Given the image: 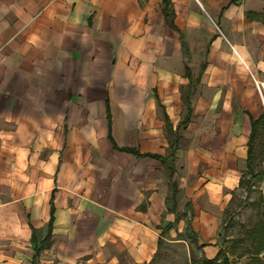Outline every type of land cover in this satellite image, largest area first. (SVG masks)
Masks as SVG:
<instances>
[{"label":"crops","instance_id":"1","mask_svg":"<svg viewBox=\"0 0 264 264\" xmlns=\"http://www.w3.org/2000/svg\"><path fill=\"white\" fill-rule=\"evenodd\" d=\"M163 7L0 0V264H32L51 218L36 264L218 256L264 113V0ZM175 138L170 177L152 154Z\"/></svg>","mask_w":264,"mask_h":264},{"label":"trees","instance_id":"2","mask_svg":"<svg viewBox=\"0 0 264 264\" xmlns=\"http://www.w3.org/2000/svg\"><path fill=\"white\" fill-rule=\"evenodd\" d=\"M163 10L165 16L170 23L173 25L174 20V12L171 8V0H163ZM188 94L185 96L184 100L187 106V114L183 119V124L187 123L189 120V115L191 113L190 101L188 98ZM175 149H176V138L170 140L169 147L167 153L165 155H155L152 154L153 157H157L160 159L165 167L168 169L169 176L172 177L173 169H174V159H175ZM138 154L137 150H132ZM264 183V113H262L258 118L252 119L251 122V133L248 140V150H247V158H246V171L242 172L238 188H242L245 192V200L249 201L251 196L258 192L257 199H255L251 204L254 205L257 209L256 220L253 221L250 225L244 226L245 232L244 234H239L232 240V250L238 249L241 245L246 244L244 248L238 252L237 257L243 258L248 256V261L246 264H264V189L260 188V185ZM175 186V185H174ZM175 188V187H174ZM177 192L176 188L174 189L173 197ZM236 192L233 193V197ZM232 197V200H233ZM233 210L231 209V205L225 209L224 218H228L231 220ZM224 218L223 221L224 222ZM52 221L51 218L48 224V232L44 239L41 240L40 244L36 246L35 253L33 257L32 264H36V259L39 256L41 250L45 247L46 242L50 239L51 230H52ZM225 220V223L229 222ZM172 227V223L168 224L164 227L162 231V235L168 232ZM190 223H187L186 233H189ZM36 237V230L34 229L33 239ZM191 239L197 243V240L194 235H191ZM164 239L163 237L159 238L158 248H161L163 245ZM226 255H230L229 250L222 247L219 251L217 257L213 259H207L203 257L202 264H226L224 261V257ZM191 264H197V261L194 259V255L191 252ZM152 262L146 264H152ZM230 264H239V262H235L233 260L230 261Z\"/></svg>","mask_w":264,"mask_h":264},{"label":"rangeland","instance_id":"3","mask_svg":"<svg viewBox=\"0 0 264 264\" xmlns=\"http://www.w3.org/2000/svg\"><path fill=\"white\" fill-rule=\"evenodd\" d=\"M263 107H264V99H262ZM246 171V168L244 169ZM243 171V172H244ZM261 189H264V183L260 185ZM258 192H255L249 201L245 200V192L242 188H238L233 197L231 209L233 210L231 220L228 218H224V222H221L220 230H221V245L225 249L229 250L230 258L235 262H239L242 264H246L248 261V256L243 258H238L237 254L240 252L246 244L241 245L238 249L232 250V240L238 236L239 234H244L245 227L250 225L253 221L256 220L257 209L251 203L257 199ZM225 220H228V223H225ZM223 221V220H222ZM167 248V249H166ZM167 254H164L163 257H160L153 261L152 264H175L179 261L180 264H184L186 261L185 254V244L180 243V252L176 254L175 252H171L170 245L165 247Z\"/></svg>","mask_w":264,"mask_h":264},{"label":"water","instance_id":"4","mask_svg":"<svg viewBox=\"0 0 264 264\" xmlns=\"http://www.w3.org/2000/svg\"><path fill=\"white\" fill-rule=\"evenodd\" d=\"M224 261H225L226 264H230V258H229L228 255H226V256L224 257Z\"/></svg>","mask_w":264,"mask_h":264}]
</instances>
